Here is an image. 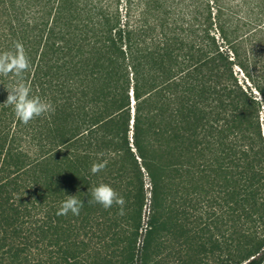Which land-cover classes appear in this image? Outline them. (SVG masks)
I'll return each mask as SVG.
<instances>
[{
	"label": "trees",
	"instance_id": "16d2710c",
	"mask_svg": "<svg viewBox=\"0 0 264 264\" xmlns=\"http://www.w3.org/2000/svg\"><path fill=\"white\" fill-rule=\"evenodd\" d=\"M16 41L30 68L0 75V247L2 215L41 209L61 264H148L159 233L207 214L235 220L239 264H264V0H0V52ZM18 80L53 110L19 121ZM100 183L123 214L92 202ZM67 195L79 215L57 214Z\"/></svg>",
	"mask_w": 264,
	"mask_h": 264
},
{
	"label": "rangeland",
	"instance_id": "374dc122",
	"mask_svg": "<svg viewBox=\"0 0 264 264\" xmlns=\"http://www.w3.org/2000/svg\"><path fill=\"white\" fill-rule=\"evenodd\" d=\"M145 182L144 210L151 203L149 179ZM4 216L1 232L6 239L0 247V264H61L62 234L54 226H49L44 210L37 213L22 208V211L11 210ZM201 222L198 229L184 225L177 226L168 235L159 233L158 244L153 246V257L148 264H239V256L245 250L240 246L235 220L231 219L230 226L224 227L222 220L215 217V221H210L204 214ZM14 241L19 253L15 259H2L3 250ZM109 264L118 263L111 260Z\"/></svg>",
	"mask_w": 264,
	"mask_h": 264
},
{
	"label": "clouds",
	"instance_id": "9594fccd",
	"mask_svg": "<svg viewBox=\"0 0 264 264\" xmlns=\"http://www.w3.org/2000/svg\"><path fill=\"white\" fill-rule=\"evenodd\" d=\"M29 68L30 59L22 42L16 41L14 50L0 52V75L13 74L22 79V74ZM6 89L8 96L4 104L12 106L15 116L24 124L53 110L51 103L32 95L30 85L24 82L18 80L14 86ZM105 167V162H94L91 165V172L96 174ZM91 196L92 202L100 204L105 209L111 208L114 204L118 205L120 214H123L126 201L111 185L100 183L91 189ZM82 206L83 202L76 195H67V198L61 202L57 214L67 215L71 212L73 215H79Z\"/></svg>",
	"mask_w": 264,
	"mask_h": 264
}]
</instances>
